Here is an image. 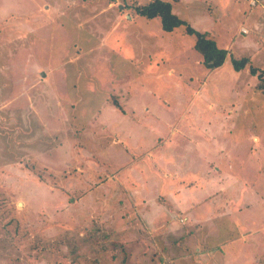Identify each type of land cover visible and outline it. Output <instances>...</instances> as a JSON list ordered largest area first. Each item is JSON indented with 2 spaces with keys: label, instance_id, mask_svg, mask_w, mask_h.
<instances>
[{
  "label": "rangeland",
  "instance_id": "374dc122",
  "mask_svg": "<svg viewBox=\"0 0 264 264\" xmlns=\"http://www.w3.org/2000/svg\"><path fill=\"white\" fill-rule=\"evenodd\" d=\"M147 1L0 0V264H264V0H165L214 70Z\"/></svg>",
  "mask_w": 264,
  "mask_h": 264
},
{
  "label": "trees",
  "instance_id": "16d2710c",
  "mask_svg": "<svg viewBox=\"0 0 264 264\" xmlns=\"http://www.w3.org/2000/svg\"><path fill=\"white\" fill-rule=\"evenodd\" d=\"M137 14L146 18L158 17L161 27L165 31H172L176 27L183 26L187 34L195 35L196 39L193 48L201 55L203 65L214 70L222 66L229 54L228 49L217 45L208 32H201L193 28L185 19L180 18L172 11L171 4L165 0H149L144 4L134 5ZM231 64L234 70L248 68L251 75H255L259 82L254 86L255 89L264 91V69H259L250 64L248 57L231 58ZM114 105L117 107L116 100Z\"/></svg>",
  "mask_w": 264,
  "mask_h": 264
},
{
  "label": "crops",
  "instance_id": "0c3cea01",
  "mask_svg": "<svg viewBox=\"0 0 264 264\" xmlns=\"http://www.w3.org/2000/svg\"><path fill=\"white\" fill-rule=\"evenodd\" d=\"M263 7H264V4H263ZM177 28V27H176ZM240 31L242 32V33H246V32H243L242 31V29H240ZM25 55H26V53H25ZM24 62H28L27 61V59H22V60H20V63H24ZM21 72H23L22 70H21ZM26 76V75H25ZM254 76V75H253ZM46 81H48V79L47 80H44V81H42V82H46ZM69 91H72V90H69ZM65 94V93H64ZM107 102H110V101H107ZM111 103V107H113L114 105L112 104V101L110 102ZM115 107V109H117L119 112H120V115H122L121 114V109H119L118 107H116V106H114ZM206 199H207V196L203 199L204 200V202L206 201ZM152 207H151V210H154V212L155 211H161L160 210V206L156 203V201H155V199H153V202H152ZM235 208H237L236 207V205H234L233 207H232V210H231V212H230V216H228L229 218H230V223L229 224H232L233 226H234V229H235V231H236V226L234 225V223H231V218H232V215H233V213H235L236 212V209ZM189 209L190 210H193L194 209V204L193 203H191L190 204V206H189ZM131 213H134V212H132V211H130V214ZM214 214V213H216L214 210L211 212V214ZM126 214V218H130V217H133V216H131V215H129V211L127 212V213H125ZM137 217L139 218V220H140V214L141 213H139V212H137ZM202 214V213H201ZM220 214V213H219ZM218 214V215H219ZM217 215V218H216V220L212 223H210L209 225H207L206 227H207V234H205V237L203 236V238H204V240H202V242L201 243H196V244H194L193 245V250L192 251H194L195 252V254H200V255H203V254H205V253H207V252H209L210 250H217V251H221V249L223 248V246L225 245V244H228V243H234L235 241H239L240 240V233L237 231V233H235L234 235H232V236H230V237H228V239L227 238H225L226 240H225V242H224V244H223V242L221 241V242H219V243H215V245H217L216 247H215V249H208V245H206V244H208V242H211V241H208L207 239H208V237L209 236H212V235H215L216 234V236L218 235V234H220L219 233V231L220 230H224V229H226V228H223V227H221V225H223V224H221L220 226H219V223H220V220L218 221V218H219V216ZM134 218V217H133ZM191 218H192V220H193V224H192V228L193 229H198V227L200 226V225H202L203 224V221H204V219H203V216L201 215H199V211H197L196 212V215H193L192 213H191ZM214 219H215V217H214ZM126 221V219H123L122 220V223L123 222H125ZM163 224V223H162ZM125 225H127L126 223L125 224H122L121 225V230L123 231V230H126V227H124ZM224 227H225V225H223ZM221 227V228H220ZM240 228H238V230H239ZM239 233V234H238ZM236 234H238V236H239V238H235L234 236L236 235ZM126 240V239H125ZM129 241H132V240H129ZM204 241V242H203ZM142 242V238L141 239H136V240H134V241H132L131 242V244H129V246H132V247H135V249H136V251L135 252H138L139 253V255H140V253L142 254V253H144V247L143 246H141V243ZM171 242H173L172 240H171ZM216 242V241H215ZM214 244V243H213ZM172 245H176V243H172ZM205 246V247H204ZM193 255H194V253L193 254H191V253H187V254H185V256L186 257H193ZM137 263H139V260L137 261ZM163 263L164 264H166V263H168V258L166 257V259H164V261H163Z\"/></svg>",
  "mask_w": 264,
  "mask_h": 264
},
{
  "label": "built area",
  "instance_id": "2783aa9c",
  "mask_svg": "<svg viewBox=\"0 0 264 264\" xmlns=\"http://www.w3.org/2000/svg\"><path fill=\"white\" fill-rule=\"evenodd\" d=\"M249 2H250V4H251L252 6H254V5L256 4L257 0H249ZM242 31H243V32H247V30L244 29V28H242Z\"/></svg>",
  "mask_w": 264,
  "mask_h": 264
}]
</instances>
